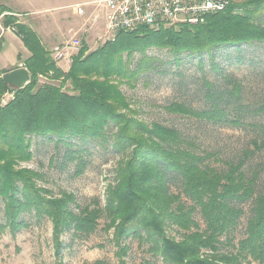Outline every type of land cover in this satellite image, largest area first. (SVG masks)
I'll return each mask as SVG.
<instances>
[{
	"label": "trees",
	"instance_id": "obj_1",
	"mask_svg": "<svg viewBox=\"0 0 264 264\" xmlns=\"http://www.w3.org/2000/svg\"><path fill=\"white\" fill-rule=\"evenodd\" d=\"M5 13L12 12L0 7V15ZM263 18L264 0L238 4L229 0L224 11L208 14L196 25L142 26L117 33L91 52L82 45L69 70L61 72L37 33L18 22L17 16L4 15L3 27L29 53L22 64L30 81L14 90L2 80L9 71L0 69L1 233L8 229L14 234L33 219L48 220L55 256L60 258L61 238L66 233L69 241L88 239L104 218L105 231L113 230L115 264H128V240H137L139 246L147 244V252L161 258L162 264H241L248 260L264 264V194L255 192L254 176L249 178L240 171L243 160L227 163L222 171L210 167L205 164L210 158L221 162L215 153L198 155L177 129L144 121L120 90L121 86L134 89L144 74L154 70L153 64L159 60L148 56L151 49L167 51L178 66L183 56L209 57L222 85L217 88L214 82L202 79L205 107L198 110L173 102L163 109L209 124L247 125L259 138L252 140L253 150L244 152V157L262 150L264 124H248L243 116L264 111V101L254 109L243 105L241 86L214 59L219 51L233 49L237 62H242L244 47L264 44ZM197 65L203 67L202 62ZM39 77L60 83L38 86ZM7 94L11 99L1 105ZM40 142L55 149L63 147L60 165L74 163L75 176L87 166L84 154L88 146L120 156L103 210L84 208L75 214L70 208L75 205L73 194L61 191L55 196L39 186L44 178L41 173L19 168L32 161L33 148ZM54 161L53 155L49 164ZM244 216L248 217L246 225L236 240ZM204 252L213 254L200 259ZM94 264L109 263L97 260Z\"/></svg>",
	"mask_w": 264,
	"mask_h": 264
},
{
	"label": "rangeland",
	"instance_id": "obj_2",
	"mask_svg": "<svg viewBox=\"0 0 264 264\" xmlns=\"http://www.w3.org/2000/svg\"><path fill=\"white\" fill-rule=\"evenodd\" d=\"M90 1L92 0H0V7H6L12 12L4 15H15L18 22L31 25L38 31L44 40L42 43L49 52L53 47L73 39L81 40L82 45H86L88 52H91L104 44L97 40V34L103 29V23L100 20L93 21L98 13L90 7H85L86 14L82 18L72 13L73 5ZM231 1L238 4L244 0ZM4 15H0V68L11 71L20 67V63L24 61L22 58L26 56V49L20 40L11 35L10 29L3 27ZM262 22L264 26V18ZM18 55L20 60H17ZM241 55L244 60L237 62L238 55L233 49L219 51L214 63L220 64L225 74L241 86L242 104L254 109L264 101V44L246 46ZM148 56L159 60L153 64L154 70L144 74L134 89L120 87L132 106L139 109L140 117L148 123L157 122L168 128L177 129L183 138L190 140L194 145L193 150L198 155H203V151L215 153L221 162L210 158L205 164L218 171L225 170L229 162L237 164L243 160L240 171L249 178L254 176L255 192L264 194V148L244 157V152L253 150L251 142L259 138L257 132L247 125L244 128H233L209 124L193 118L171 115L163 109L173 102L183 103L198 110L205 107L202 79L207 78L214 82L217 88H221L222 85L219 76L212 69L209 57L190 59L183 56L178 66L172 63L173 57L167 51L151 49L148 51ZM199 62L203 65L201 69L197 65ZM146 80L148 84L145 83ZM59 83L60 81H52L45 77L38 78V86L43 84L58 86ZM63 90H66V87ZM10 99V94L5 95L1 105L6 104ZM243 120L248 124H264V111L256 115L246 114ZM87 149L88 152L84 154L87 166L80 176L74 175V163H67L64 167L60 165L63 161V147L55 149L45 142L35 146L32 161L20 164L19 168H28L41 173L44 178L38 181L39 186L51 191L55 196L61 191L73 194L77 207L71 205L70 208L75 214L84 208L103 210L108 186L115 183V168L120 156L112 154L110 150L104 151L98 146H88ZM53 155L55 161L50 165V158ZM194 214L195 219L202 226L200 216ZM247 216L242 218L235 232L236 240L242 236ZM2 217L3 204L0 200V221ZM105 224L106 220L101 218L96 232L85 240L69 241L70 234L66 233L61 238L64 248L60 258L55 256L52 224L48 220L33 219L29 221L27 227L14 234L8 229L2 233L0 231V264H56L57 262L94 264L97 260L115 264L116 248L111 242L113 230L106 232ZM175 239L179 241L180 236L176 234ZM126 243L130 248L125 258L128 264L145 262L162 264L161 258L152 257L147 252V244L141 243L139 246L137 240H128ZM212 254V252H204L199 258L210 257ZM241 264L257 263L248 260Z\"/></svg>",
	"mask_w": 264,
	"mask_h": 264
},
{
	"label": "built area",
	"instance_id": "obj_3",
	"mask_svg": "<svg viewBox=\"0 0 264 264\" xmlns=\"http://www.w3.org/2000/svg\"><path fill=\"white\" fill-rule=\"evenodd\" d=\"M228 5L229 0H92L73 5L72 13L82 18L86 14L85 7L93 8L98 13L93 21L103 23L97 40L105 43L119 32L142 26L196 25L202 23L206 15L222 12ZM81 48V40L73 39L53 47L50 58L59 70L67 72Z\"/></svg>",
	"mask_w": 264,
	"mask_h": 264
},
{
	"label": "water",
	"instance_id": "obj_4",
	"mask_svg": "<svg viewBox=\"0 0 264 264\" xmlns=\"http://www.w3.org/2000/svg\"><path fill=\"white\" fill-rule=\"evenodd\" d=\"M5 85L14 89H23L30 81V75L26 68L19 67L2 75Z\"/></svg>",
	"mask_w": 264,
	"mask_h": 264
},
{
	"label": "crops",
	"instance_id": "obj_5",
	"mask_svg": "<svg viewBox=\"0 0 264 264\" xmlns=\"http://www.w3.org/2000/svg\"><path fill=\"white\" fill-rule=\"evenodd\" d=\"M29 27H31L38 35H39V37H40V34L38 33V31H36L31 25H28ZM6 32H10V31H6ZM11 33V32H10ZM11 35H13V36H15L13 33L11 34ZM16 37V36H15ZM17 38V37H16ZM41 38V41L44 43V40H43V38L42 37H40ZM18 39V38H17ZM19 40V39H18ZM25 58L27 57V56H29V53L26 51V53H25ZM25 58L23 59L22 58V60H25ZM17 62V61H16ZM20 67H23V64L22 63H20V65H19ZM1 70H4V69H6V68H3V67H1L0 68Z\"/></svg>",
	"mask_w": 264,
	"mask_h": 264
}]
</instances>
